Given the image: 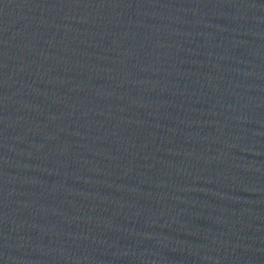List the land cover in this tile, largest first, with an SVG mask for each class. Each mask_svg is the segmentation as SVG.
Returning <instances> with one entry per match:
<instances>
[{"label":"water","instance_id":"obj_1","mask_svg":"<svg viewBox=\"0 0 264 264\" xmlns=\"http://www.w3.org/2000/svg\"><path fill=\"white\" fill-rule=\"evenodd\" d=\"M0 264H264V0H0Z\"/></svg>","mask_w":264,"mask_h":264}]
</instances>
